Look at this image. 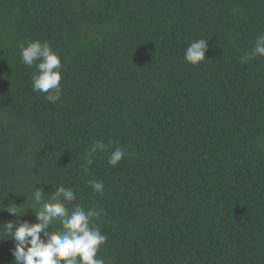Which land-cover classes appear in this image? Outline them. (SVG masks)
I'll return each instance as SVG.
<instances>
[{"label":"trees","instance_id":"1","mask_svg":"<svg viewBox=\"0 0 264 264\" xmlns=\"http://www.w3.org/2000/svg\"><path fill=\"white\" fill-rule=\"evenodd\" d=\"M260 34L264 0H0V226L26 197L36 223L34 186L63 184L69 211L103 209L111 264H264V56L240 59ZM27 40L61 57L56 103L32 90ZM96 140L116 143L85 172ZM14 246L0 229V264Z\"/></svg>","mask_w":264,"mask_h":264},{"label":"clouds","instance_id":"2","mask_svg":"<svg viewBox=\"0 0 264 264\" xmlns=\"http://www.w3.org/2000/svg\"><path fill=\"white\" fill-rule=\"evenodd\" d=\"M208 43L205 39L192 41L185 49L184 59L191 65H199L206 59ZM22 63L35 67L32 74V90L45 93V99L56 103L62 95V60L59 54L47 41L27 40L19 45ZM257 56H264V34L257 36L254 46L240 59L248 63ZM116 141L105 144L103 140L94 141L84 157L82 168L87 172L93 163V157L98 152L108 151ZM128 155L127 149L115 147L108 155V164L115 167ZM89 187L94 193L103 195V181L89 180ZM76 200V193L63 184L54 188L51 195H46L43 188L34 186L31 194V209L36 217V223L21 220L24 204L17 206L11 203L4 207L9 214L17 217L0 226L15 246L12 249L14 264H111L98 253L107 242V236L102 233L99 220L103 209H85L76 205L69 211L67 205ZM58 222L60 228L53 231V225Z\"/></svg>","mask_w":264,"mask_h":264}]
</instances>
